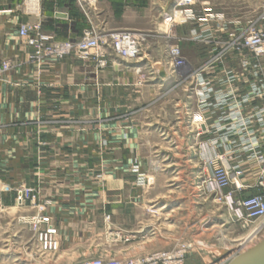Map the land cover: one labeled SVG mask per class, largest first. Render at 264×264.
Returning a JSON list of instances; mask_svg holds the SVG:
<instances>
[{"label": "crops", "instance_id": "0c3cea01", "mask_svg": "<svg viewBox=\"0 0 264 264\" xmlns=\"http://www.w3.org/2000/svg\"><path fill=\"white\" fill-rule=\"evenodd\" d=\"M115 1L39 0L37 12L28 14L23 0H0V62L12 66L0 77V208H15L19 187L33 191L38 208L25 211L51 220L59 251L69 257L109 254L117 238L114 255H146L168 249L179 234L191 242L185 264L219 262L228 256L223 239L232 228L215 201L197 191L207 171L200 145L211 135L198 136L188 124L185 93L172 88L175 80L161 66L166 58L107 59L99 69L71 55L37 65L18 37L20 26L36 23L55 41H74L88 28L107 30L106 13ZM203 62L187 61L191 69ZM261 63L264 73V58ZM139 72L147 75L141 84ZM134 166L145 184L131 172ZM255 177L251 166L242 181L251 185ZM148 205L168 210L164 233L129 243L154 227Z\"/></svg>", "mask_w": 264, "mask_h": 264}, {"label": "built area", "instance_id": "2783aa9c", "mask_svg": "<svg viewBox=\"0 0 264 264\" xmlns=\"http://www.w3.org/2000/svg\"><path fill=\"white\" fill-rule=\"evenodd\" d=\"M77 1L87 3L89 0ZM22 5L25 12L35 14L39 0H23ZM194 6V0H178L172 21L177 19L180 25L197 24L190 30L189 40L193 44L208 45L211 56L201 66L191 69L182 56L180 45L175 43L167 47L161 66L185 93L184 113L193 131L198 136L211 135L200 145L202 165L207 171L199 177L197 191L200 197H213L227 209L235 210L245 223L264 219V73L261 63L264 58V11L257 25L248 24L235 35L227 30L229 26L221 14L199 18ZM217 33L226 34V40H220ZM17 34L30 50L29 61L37 65L47 58L63 60L74 55L80 60H92L97 68L103 69L107 59L132 62L142 51V37L127 31L101 36L94 28H88L74 41H55L36 23L20 26ZM11 67L9 61H1L0 77ZM154 72L150 71L149 75L154 76ZM138 75V84L147 79L143 73ZM251 166L256 168V177L253 184L246 185L242 179ZM131 172L138 175L141 185L145 184L146 179L138 174L137 166L132 167ZM249 190L256 192L245 195ZM14 203L18 207L38 208L36 194L26 187L15 190ZM109 220L105 215L104 221L108 223ZM18 221L28 227L40 256L51 259L58 254V230L48 217L35 213ZM187 250L185 244H179L172 250L144 256L104 254L70 264H184ZM224 261L216 264H224Z\"/></svg>", "mask_w": 264, "mask_h": 264}, {"label": "rangeland", "instance_id": "374dc122", "mask_svg": "<svg viewBox=\"0 0 264 264\" xmlns=\"http://www.w3.org/2000/svg\"><path fill=\"white\" fill-rule=\"evenodd\" d=\"M194 1V10L199 18H203L207 14H221L229 26L227 30H230L235 35L243 30L248 24L257 25V19L264 11V0ZM177 2L178 0H117L115 2H110L112 8L107 5L109 7L106 13L107 30L101 28L94 29L98 31L101 36L116 31H127L139 35L143 39L140 56L147 54L160 61L166 58L167 47L178 43L185 60L193 65L198 64L209 59L211 51L209 50L208 45L193 44L192 41L189 40L190 30L196 28L197 24L194 22H188L185 25H180L177 23V19L172 21ZM112 11H114L113 15ZM216 36H218L220 40H226V34L217 33ZM172 88L182 89L178 84H174ZM210 199L214 200L213 197H210ZM215 207L217 208L218 214L223 216V221L226 219L228 227L232 228V230L229 231L228 236L225 237L226 239H223L224 245L229 251L228 255L233 253V250H237V247H239L237 245L242 242L241 240L246 239V236L251 234V231L256 225L264 224V219L251 220L247 223L243 222L236 214L235 210L231 211L227 209L223 203L215 201ZM25 209V207L18 206H15V208L11 210H3L0 208V264H67L76 261L77 259L84 258L74 256L69 257L65 254L61 255L60 251H58V254L51 259L40 256L36 247L32 243L31 233L29 232L28 227L18 221L19 218L33 216L38 212L29 213L27 210L25 211ZM32 211H34V209H32ZM166 212H168L167 209L148 205L145 209V213L147 220H151V222L154 221V224L153 222L151 223L154 227L147 226V228L142 231L140 235L141 238L132 240L129 243L147 242L146 238L148 239L152 237L161 238L164 233V225L161 226V224L165 221L163 216ZM168 221L169 220H167L165 224H167ZM109 227L110 226H108V228ZM169 229L170 228L167 227L165 230ZM108 231L109 233H112L113 239L115 237L117 238V232H115V230L110 229ZM256 237L259 238V240L262 239L264 237V230H262ZM256 237V240L249 243L247 248H249V246L251 247L256 241H258ZM116 241L120 240L117 238L112 244H110L109 249H106L111 256H116L113 252L120 249L118 246L119 243ZM170 241L171 243L168 249L158 251H169L179 244H185L187 248H190L191 246V242L179 234L176 235V237H173V239L171 238ZM125 244H128V242H125ZM136 255L144 256L142 254ZM85 256V258L90 257L87 255ZM94 256L96 257L98 255ZM116 257L121 256L117 255ZM189 261H191V259ZM216 263L217 262H211L208 264ZM188 264H198L197 259L194 263L190 262Z\"/></svg>", "mask_w": 264, "mask_h": 264}, {"label": "water", "instance_id": "95a60500", "mask_svg": "<svg viewBox=\"0 0 264 264\" xmlns=\"http://www.w3.org/2000/svg\"><path fill=\"white\" fill-rule=\"evenodd\" d=\"M159 76L164 78L165 74L160 72ZM223 260L224 264H264V237L251 247L226 256Z\"/></svg>", "mask_w": 264, "mask_h": 264}, {"label": "bare ground", "instance_id": "6f19581e", "mask_svg": "<svg viewBox=\"0 0 264 264\" xmlns=\"http://www.w3.org/2000/svg\"><path fill=\"white\" fill-rule=\"evenodd\" d=\"M264 224H258L254 227V229L251 231V234L249 236H246V239L244 240H241L242 242L239 243V247H237V250H233V253L237 252V251H242L241 249L243 247H245L247 244H249L254 238L255 236L261 231V230H264ZM244 242H246L245 244H243ZM243 244V245H242ZM251 245V244H250ZM250 247V246H249ZM247 249V248H245ZM244 250V249H243ZM233 253H231L229 256H231Z\"/></svg>", "mask_w": 264, "mask_h": 264}]
</instances>
